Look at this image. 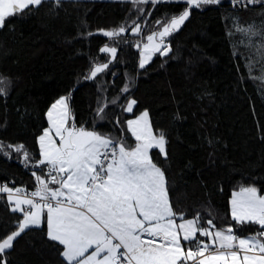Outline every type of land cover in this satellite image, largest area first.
<instances>
[{
  "label": "trees",
  "instance_id": "obj_1",
  "mask_svg": "<svg viewBox=\"0 0 264 264\" xmlns=\"http://www.w3.org/2000/svg\"><path fill=\"white\" fill-rule=\"evenodd\" d=\"M172 0L143 5L144 15L129 1L52 0L7 18L0 29V77L6 94L0 95V141L23 144L39 159L37 138L47 128V111L62 95L71 92L70 109L77 127H93L122 139L127 146L135 140L126 121L147 110L154 132L167 139L165 159L157 149L150 154L164 171L170 201L185 218H209L217 228L231 223L236 234L247 236L258 226H237L230 217V199L241 185H254L264 194V84L250 78L249 57L255 49L234 47L238 37L230 35L234 17L242 25L264 22V3L233 7L230 0L193 9L179 31L167 37L168 56L154 55L144 69L138 65L137 41L185 7ZM150 13V15H149ZM140 36L129 32L120 40L117 58L94 80H84L93 62H107L109 54L99 48L114 44L103 35L88 36L98 29L111 30L137 20ZM256 64L252 75H259ZM125 84L129 92L122 93ZM119 97L116 104L111 100ZM128 98L137 104L132 113L123 111ZM107 104L104 120L96 118L98 106ZM119 119V125L116 123ZM46 170V169H45ZM32 171L20 154H0V183L35 188ZM210 213V215H209ZM21 214L9 209L0 194V237L15 230ZM46 226L32 227L7 251V264H65L62 246L47 239Z\"/></svg>",
  "mask_w": 264,
  "mask_h": 264
},
{
  "label": "snow or ice",
  "instance_id": "obj_2",
  "mask_svg": "<svg viewBox=\"0 0 264 264\" xmlns=\"http://www.w3.org/2000/svg\"><path fill=\"white\" fill-rule=\"evenodd\" d=\"M46 2L0 0V29L5 27L7 18ZM52 2L56 8L62 4V0ZM129 2L142 16L143 5L155 6L163 0ZM172 2L186 6L179 14L155 21L159 29L147 34L142 45L139 41L134 45L139 50L140 69L156 54L169 55L172 49L167 37L180 30L193 9L219 5L222 0ZM230 2L233 7L247 8L264 0ZM233 20L234 28L229 34L238 37L234 47L255 49L259 59L253 63L249 57L247 68L251 79L264 84V22L258 27L255 22L242 25L238 17ZM129 31L141 35L143 26L138 19L129 26L121 24L111 30L88 32V36L100 34L114 44L106 43L99 48L110 59L93 62L84 80H94L109 69L117 58L118 45L129 43L117 38ZM256 64L260 65V74L252 75ZM129 90L125 84L121 92ZM6 91L5 79L0 77V95ZM118 99L110 103L116 104ZM70 100L71 92L60 96L48 109L49 127L37 138L39 159L23 144L0 141V154L9 158L12 153L20 154V162L26 167L42 170L40 174L32 171L36 183L31 192L0 183V194L6 195L10 211L21 214L15 230L0 237V264H7L5 255L22 233L45 222L47 239L62 246L59 255L65 264H264V194L256 186L241 185L230 199V217L235 225L258 226L247 236L237 235L231 223L217 228L212 218L207 219L204 227L199 212L186 219L184 213L174 210L165 173L150 154L152 149H157L166 159L167 139L163 131L153 132L148 111L125 122L135 140L134 146H127L122 139L114 140L94 127H77ZM136 104L135 99L128 98L121 107L132 113ZM106 107L107 104L97 107L98 120L105 119ZM116 123L119 125V119Z\"/></svg>",
  "mask_w": 264,
  "mask_h": 264
},
{
  "label": "built area",
  "instance_id": "obj_3",
  "mask_svg": "<svg viewBox=\"0 0 264 264\" xmlns=\"http://www.w3.org/2000/svg\"><path fill=\"white\" fill-rule=\"evenodd\" d=\"M2 183H8L9 186L14 187V186H13V182L10 181V180H9V181H6V182H2ZM23 189H25V188H23ZM34 190H35V188H34V189H25L26 193H27V192L34 191ZM20 218H21V216H20ZM15 223H16V221L14 222V225H15Z\"/></svg>",
  "mask_w": 264,
  "mask_h": 264
},
{
  "label": "rangeland",
  "instance_id": "obj_4",
  "mask_svg": "<svg viewBox=\"0 0 264 264\" xmlns=\"http://www.w3.org/2000/svg\"><path fill=\"white\" fill-rule=\"evenodd\" d=\"M110 1H129V0H110ZM145 42H146V41H145ZM142 44H143V43H142ZM142 44H141V45H142ZM153 57H154V56H153ZM150 62H151V61H150ZM150 62H149V63H150ZM149 63H148V64H149ZM148 64H147V65H148ZM138 65H139V60H138ZM126 103H127V102H126ZM125 105H126V104H125ZM49 108H50V107H49ZM140 114H141V113H140ZM140 114H139V115H140ZM139 115H137V116H139ZM135 117H136V116H135ZM135 117H132V118H129V119H134ZM129 119H128V120H129ZM47 120H48V119H47ZM48 127H49V123H48L47 128H48ZM126 127H127V125H126ZM152 129H153V128H152ZM153 132H154V130H153ZM129 133H130V132H129ZM154 133H156V132H154ZM130 134H131V133H130ZM53 136H54V133H53Z\"/></svg>",
  "mask_w": 264,
  "mask_h": 264
},
{
  "label": "crops",
  "instance_id": "obj_5",
  "mask_svg": "<svg viewBox=\"0 0 264 264\" xmlns=\"http://www.w3.org/2000/svg\"><path fill=\"white\" fill-rule=\"evenodd\" d=\"M20 214V213H19ZM187 219V218H186ZM178 222H179V220H178ZM42 225H45L46 226V222L44 223V224H42ZM46 230H47V228H46ZM202 239H207V238H202ZM91 251V250H90Z\"/></svg>",
  "mask_w": 264,
  "mask_h": 264
}]
</instances>
